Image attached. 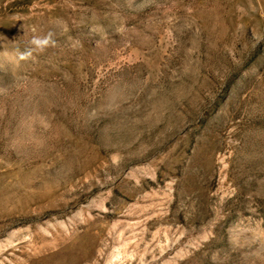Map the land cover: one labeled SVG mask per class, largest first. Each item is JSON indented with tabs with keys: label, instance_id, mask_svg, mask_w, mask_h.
Listing matches in <instances>:
<instances>
[{
	"label": "rangeland",
	"instance_id": "obj_1",
	"mask_svg": "<svg viewBox=\"0 0 264 264\" xmlns=\"http://www.w3.org/2000/svg\"><path fill=\"white\" fill-rule=\"evenodd\" d=\"M0 264H264V0H0Z\"/></svg>",
	"mask_w": 264,
	"mask_h": 264
},
{
	"label": "clouds",
	"instance_id": "obj_2",
	"mask_svg": "<svg viewBox=\"0 0 264 264\" xmlns=\"http://www.w3.org/2000/svg\"><path fill=\"white\" fill-rule=\"evenodd\" d=\"M34 43H36V44H40L41 42H40V41H34Z\"/></svg>",
	"mask_w": 264,
	"mask_h": 264
}]
</instances>
